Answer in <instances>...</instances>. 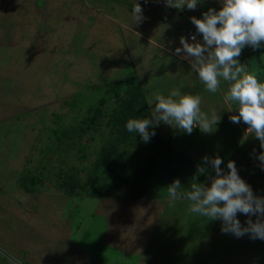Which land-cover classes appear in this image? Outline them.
<instances>
[{
    "label": "rangeland",
    "instance_id": "374dc122",
    "mask_svg": "<svg viewBox=\"0 0 264 264\" xmlns=\"http://www.w3.org/2000/svg\"><path fill=\"white\" fill-rule=\"evenodd\" d=\"M135 2L144 19L129 27L133 0H0V264H264V241L222 232L220 220L190 213L189 201L169 203L165 187L141 201L69 196L48 188V180L24 191V170L34 171L38 181L41 164L50 169L54 162L48 129L56 124L53 111L68 110L62 100L77 85L97 88L118 80V97L139 85L148 116L156 94L179 89L200 95L202 111L215 109L221 117L208 133L197 127L187 134L164 122L155 127L158 146L179 158L176 179L199 176L203 157L219 155L225 171L235 161L254 194L264 195V174L248 157L256 159L261 148L229 119L237 112L227 109V83L208 92L192 58L174 52L181 36L196 32L191 17L218 9V0H204L196 10H177L165 0ZM162 24L168 27L160 31ZM239 60L264 82V47L246 46ZM204 175L210 185L215 171ZM158 199L164 208L151 215ZM237 218L242 225L257 219Z\"/></svg>",
    "mask_w": 264,
    "mask_h": 264
},
{
    "label": "clouds",
    "instance_id": "9594fccd",
    "mask_svg": "<svg viewBox=\"0 0 264 264\" xmlns=\"http://www.w3.org/2000/svg\"><path fill=\"white\" fill-rule=\"evenodd\" d=\"M203 2L165 0L167 6L177 10H196ZM218 2L221 5L218 9L210 7L202 13L201 18L191 17L196 32L181 36L180 47H176L174 52L192 58L191 68L208 92L216 93L222 81L227 83L224 95L227 109L237 112L229 119L234 124L243 122L247 125L243 127L245 139L249 134L258 138L262 151L256 153V159L261 170H264V82L256 74L250 73L239 60L246 46L254 50L264 47V0ZM143 19L141 4L133 0L129 27L142 23ZM167 27L162 24L160 31ZM197 34L201 39L198 40ZM149 103L153 105L149 116L130 118L125 124L129 133H138L145 143L155 136V127L161 122L191 134L197 127L202 132H212L221 119L215 109L210 115L202 111L200 95L183 93L179 89L172 90L168 95L156 94ZM203 161L215 171L210 185L195 182L194 177L188 189L184 190L180 180L174 179L166 187L167 201L187 200L190 202V213L206 217L208 221L220 220L222 232L237 238L248 235L252 240L264 241V196L254 194L252 187L239 175L235 161L227 162V171L221 167L224 161L219 155L204 156ZM199 174H207L206 167L199 166ZM238 213L246 217L256 216L257 219L253 222L249 218L242 225L237 218Z\"/></svg>",
    "mask_w": 264,
    "mask_h": 264
},
{
    "label": "trees",
    "instance_id": "16d2710c",
    "mask_svg": "<svg viewBox=\"0 0 264 264\" xmlns=\"http://www.w3.org/2000/svg\"><path fill=\"white\" fill-rule=\"evenodd\" d=\"M120 84L121 81L117 80L105 82L97 88L77 85V91L72 92L71 98L62 100L61 106L66 105L68 110L64 113L53 111L56 124L48 129L51 139L48 145L50 148L55 146L54 162L51 161L50 169L40 163L43 177L38 181L34 171L24 170V179L28 180L24 191L32 192L35 190L33 183L44 186L48 180L51 182V186L46 185L48 188L69 196H111L141 201L153 196L152 193L159 188H166L181 174V169L175 165L179 158L173 156L172 160L165 148L158 146L154 136L145 143L138 133L134 135L127 131L125 124L128 119L148 114L145 100L138 96L139 85H132L125 96L118 97L117 86ZM256 141L260 148L258 138ZM156 148H160L159 151L156 152ZM201 164L207 173L211 172L210 164ZM180 182L182 189L187 190L193 179ZM195 182L209 185L204 174L196 176ZM158 200L157 208L155 206L153 212L149 211L151 215L164 208L165 200ZM135 214L139 213L136 211ZM135 220L133 217V222ZM126 226V229L131 227Z\"/></svg>",
    "mask_w": 264,
    "mask_h": 264
},
{
    "label": "crops",
    "instance_id": "0c3cea01",
    "mask_svg": "<svg viewBox=\"0 0 264 264\" xmlns=\"http://www.w3.org/2000/svg\"><path fill=\"white\" fill-rule=\"evenodd\" d=\"M180 15H183V14L181 13ZM241 126H243V124L241 125V124L239 123L238 128H243V127H241ZM245 127H246V126H245ZM256 146H258V145H256ZM258 148H259V147H258ZM246 150H247V149H246ZM260 151H262V150L260 149ZM248 152H249V150H248ZM248 157H249L251 160H253V162H252L253 165H257V170H258V171H261V172L264 174V170H261V168L259 167V161L255 159L254 155H252L251 153H249V154H248ZM240 164H241V165H244V163H241V162H240ZM249 166H251V165L249 164ZM248 169H250V168H248ZM249 182H250V183H248L249 185L252 184V181H249ZM254 186H256V185L254 184ZM254 191H256V190H254ZM263 196H264V195H263ZM133 216H134V214H133Z\"/></svg>",
    "mask_w": 264,
    "mask_h": 264
}]
</instances>
